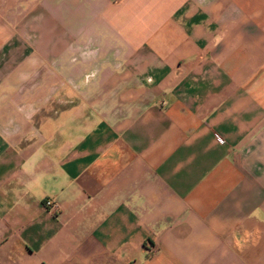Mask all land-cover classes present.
Instances as JSON below:
<instances>
[{
    "label": "crops",
    "instance_id": "crops-1",
    "mask_svg": "<svg viewBox=\"0 0 264 264\" xmlns=\"http://www.w3.org/2000/svg\"><path fill=\"white\" fill-rule=\"evenodd\" d=\"M0 264H264V0H0Z\"/></svg>",
    "mask_w": 264,
    "mask_h": 264
},
{
    "label": "built area",
    "instance_id": "built-area-1",
    "mask_svg": "<svg viewBox=\"0 0 264 264\" xmlns=\"http://www.w3.org/2000/svg\"><path fill=\"white\" fill-rule=\"evenodd\" d=\"M45 202L49 204V203H51V200L50 199H46Z\"/></svg>",
    "mask_w": 264,
    "mask_h": 264
}]
</instances>
